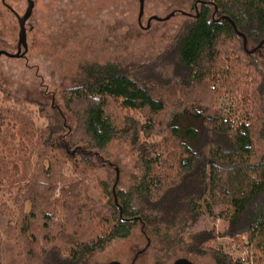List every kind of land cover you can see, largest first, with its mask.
Wrapping results in <instances>:
<instances>
[{
  "label": "trees",
  "instance_id": "obj_1",
  "mask_svg": "<svg viewBox=\"0 0 264 264\" xmlns=\"http://www.w3.org/2000/svg\"><path fill=\"white\" fill-rule=\"evenodd\" d=\"M192 1L203 3L137 72L112 64L90 67L86 80L64 91L75 125L60 123V149L52 141L47 145L60 156V167L67 160L91 168L110 165L101 153L119 132L107 112L112 102L144 117L126 120L142 171L126 189L116 177L102 181L106 200L90 197L76 184L63 187L60 234L36 236L29 219L22 220L21 263L87 264L91 254L139 227L147 245L165 258L177 246L209 255L217 264H240L207 245L217 237L213 229L192 230L203 213L219 208L228 234L246 247L247 259L264 264V71L255 60L264 44L247 51L249 43L254 48L264 40V0ZM221 88L250 102L239 120L213 109ZM153 136L159 140H149ZM35 180L29 217L36 210L47 228L54 221L42 204L51 185Z\"/></svg>",
  "mask_w": 264,
  "mask_h": 264
},
{
  "label": "rangeland",
  "instance_id": "obj_2",
  "mask_svg": "<svg viewBox=\"0 0 264 264\" xmlns=\"http://www.w3.org/2000/svg\"><path fill=\"white\" fill-rule=\"evenodd\" d=\"M32 1V12L25 22L26 53L20 57L0 56V264H8L4 256L24 261L26 248L19 236L22 220L29 219L30 231L36 236L60 234L63 187L76 184L90 197L106 200L102 181L112 182L116 177L124 189L135 183L142 168L137 149L130 143L131 123L126 120L133 117L143 121L144 117L112 102L107 112L119 132L101 153L110 165L91 168L83 163L75 166L67 160L60 167V156L50 152L47 145L52 141L60 149V123L75 125L65 105L64 91L86 80L90 67L112 64L124 71H135L151 62L195 13L192 0H143L140 15L139 0ZM26 6V0H0V49L17 51V16L23 15ZM170 13L173 14L165 19ZM253 46L249 43L248 50ZM23 50L21 47V53ZM255 60L264 71V46ZM261 101L264 108V94ZM249 103L221 88L213 109L239 120ZM126 127L128 131L123 130ZM35 179L51 185L42 204L54 221L47 228L41 225L43 219L36 216V210L29 217L33 207L28 196ZM202 228L217 233L208 246L240 264H252L246 247L228 234V220L220 216L219 208L211 214L203 213L192 230ZM240 238L247 242L245 235ZM147 241L137 227L127 238L114 239L91 254L87 264H172L181 257L193 264H217L209 255L188 253L177 246L165 258Z\"/></svg>",
  "mask_w": 264,
  "mask_h": 264
},
{
  "label": "water",
  "instance_id": "obj_3",
  "mask_svg": "<svg viewBox=\"0 0 264 264\" xmlns=\"http://www.w3.org/2000/svg\"><path fill=\"white\" fill-rule=\"evenodd\" d=\"M26 3H27V6H26V9H25V12L23 13V15L22 16H17V21H18V24H19V33H18V39H17V49L18 50L15 53H10V52H8V51H6L4 49H0V56L1 55H6L8 57H20V56H23L24 53H26L27 44H26L25 22H26V20L28 19V17L30 16V14L32 12L33 1L32 0H26ZM199 3H203V2L199 1ZM142 5H143V0H139V15H140V12H141ZM216 11H217V9L215 8V10L213 12V15L216 14ZM181 12L183 14H186L183 11H181ZM171 14H173V13H170L169 15H167L165 17V19L168 18ZM153 18L154 19H161V18H158V17H153ZM220 18L227 19L228 21H230V23L235 28L234 23L228 17L222 16ZM263 44H264V40H261L256 47H254V48H252L250 50H247V51L248 52H254L255 50H257ZM21 46L24 48L23 53H21V50H20ZM244 47H245V42H244ZM107 264H120V263L117 262V261H112V262H109ZM172 264H193V263H191L188 259L181 257V258H177Z\"/></svg>",
  "mask_w": 264,
  "mask_h": 264
},
{
  "label": "flooded vegetation",
  "instance_id": "obj_4",
  "mask_svg": "<svg viewBox=\"0 0 264 264\" xmlns=\"http://www.w3.org/2000/svg\"><path fill=\"white\" fill-rule=\"evenodd\" d=\"M198 4H199V3L196 2V1L193 3V10H194V11H197ZM185 13H186V12H185ZM185 15H191V14H190V13H186ZM21 47H22V46H21ZM21 47H20V50H21ZM16 49H17V44H16ZM17 50H18V49H17Z\"/></svg>",
  "mask_w": 264,
  "mask_h": 264
},
{
  "label": "built area",
  "instance_id": "obj_5",
  "mask_svg": "<svg viewBox=\"0 0 264 264\" xmlns=\"http://www.w3.org/2000/svg\"><path fill=\"white\" fill-rule=\"evenodd\" d=\"M245 262V261H244ZM244 262L243 263H241V264H244ZM248 264V263H247Z\"/></svg>",
  "mask_w": 264,
  "mask_h": 264
}]
</instances>
